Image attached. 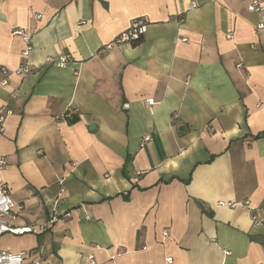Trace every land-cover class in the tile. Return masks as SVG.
<instances>
[{"label":"crops","instance_id":"obj_1","mask_svg":"<svg viewBox=\"0 0 264 264\" xmlns=\"http://www.w3.org/2000/svg\"><path fill=\"white\" fill-rule=\"evenodd\" d=\"M250 1L0 0L2 178L18 226L59 216L0 250L29 264H264L251 215H264V31ZM137 19L140 43L105 49ZM62 55L66 67L46 63ZM27 62L36 72L1 85L2 67Z\"/></svg>","mask_w":264,"mask_h":264},{"label":"built area","instance_id":"obj_2","mask_svg":"<svg viewBox=\"0 0 264 264\" xmlns=\"http://www.w3.org/2000/svg\"><path fill=\"white\" fill-rule=\"evenodd\" d=\"M192 7H197V4L193 2ZM249 12L252 13H258L262 17V21L258 24L257 29L259 31H264V2L262 0H251L250 4L248 6ZM147 25L148 22L144 19H137L135 20L131 26L121 33L112 43L108 44L105 49L109 50L111 49L115 44H135L138 43L143 35L147 31ZM14 35H20L23 37V40L27 44L26 49L23 52V55L25 58H29L30 53L32 51L31 47V38L26 35L22 30L17 29L13 33ZM228 39L232 38V35H228ZM70 62V58L67 55H62L58 58H49L47 59V64L49 65H55L57 67H66ZM2 73L5 76V79L2 81L1 85L6 86L9 83V76L12 74L16 75H31L34 72H36L37 67H34L33 65H30L28 62L21 65L15 70H10L7 67H2ZM14 97L15 95L12 94ZM145 104L147 107L152 108L155 103L153 99H148L145 101ZM13 112L8 107H2L0 109V131L3 132V125L6 120V118L11 115ZM71 114L68 112L65 115V118H70ZM150 137H145L142 141V145L147 144L150 141ZM7 165V160L5 158H0V237L6 234H12V235H24L27 233H33L38 234L40 232H43L46 230L47 226L52 225L54 222H56L59 219V216L53 213L51 215V219L49 221V224L47 225H36V226H18L16 224L17 221V210L21 207L17 205V203L14 202V200L10 196L9 189L4 184L3 178H2V171ZM62 185V181L59 183ZM64 192V188H61L60 193ZM237 204H225L221 203V206H232L235 207ZM248 207L249 203L246 201L244 203ZM251 215L252 220L256 225L264 226V215H261L258 213L257 209L251 208ZM65 216H69V214H66ZM85 218L88 220L90 217L88 215L85 216ZM167 233H165L166 235ZM26 254L25 253H16V252H7L0 250V264H29L26 262ZM115 258V257H112ZM168 264L173 263V258L169 257L166 259ZM30 264H44L41 261H35ZM87 264H97L96 258L94 255H89L87 257Z\"/></svg>","mask_w":264,"mask_h":264},{"label":"trees","instance_id":"obj_3","mask_svg":"<svg viewBox=\"0 0 264 264\" xmlns=\"http://www.w3.org/2000/svg\"><path fill=\"white\" fill-rule=\"evenodd\" d=\"M142 40H140L138 43H140ZM138 43H135L134 45H137ZM75 121V120H74ZM74 121H70V122H74Z\"/></svg>","mask_w":264,"mask_h":264}]
</instances>
